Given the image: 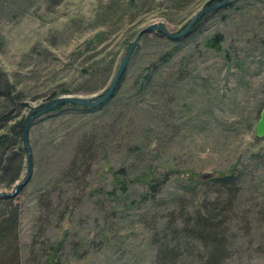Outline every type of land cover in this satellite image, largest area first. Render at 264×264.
I'll return each instance as SVG.
<instances>
[{
  "label": "rangeland",
  "instance_id": "374dc122",
  "mask_svg": "<svg viewBox=\"0 0 264 264\" xmlns=\"http://www.w3.org/2000/svg\"><path fill=\"white\" fill-rule=\"evenodd\" d=\"M218 1L0 0V69L23 93L20 118L61 95L101 94L139 30L178 33ZM195 24L178 42L142 35L106 106L34 119L31 176L15 195L21 264H157L161 247L204 264L203 244L177 231L216 197L202 176L233 168L221 264H264V0H228Z\"/></svg>",
  "mask_w": 264,
  "mask_h": 264
},
{
  "label": "trees",
  "instance_id": "16d2710c",
  "mask_svg": "<svg viewBox=\"0 0 264 264\" xmlns=\"http://www.w3.org/2000/svg\"><path fill=\"white\" fill-rule=\"evenodd\" d=\"M197 25L194 24L191 31ZM147 33H154L160 39L168 38L177 42L182 40V37L179 39L169 38L160 30ZM219 41V38L215 37L210 40V43L218 48ZM262 45L264 46V40H262ZM172 53L165 52L161 57L164 60H169L172 57ZM158 68H156L155 73L160 71ZM151 77L154 78L153 73ZM151 83L152 79L147 74L146 77H143V81L140 82L138 91L146 90L151 86ZM115 95L116 92L96 109L106 106L114 99ZM22 99L23 93L17 90L14 83L0 69V188L5 192H7V189L11 191L16 182L20 181V175L25 166H27L25 160V158L27 159V151L24 148L22 138L25 119L20 118L21 109L25 105ZM66 104L69 105L67 108L70 109L95 110L84 105L79 108L78 104L73 103L59 104L57 106L61 108ZM207 178L217 183L216 197L205 201L204 212L199 210V212L189 213V219H184L182 216L183 225L177 231L179 235L177 240L182 238L189 242L203 244L206 251L204 250V253H201V260L204 261V264H221L228 258L227 230L229 229V221L227 214L232 209V205L237 198L240 176L233 168L228 173L219 174L215 177L211 175ZM23 187L17 189V195L23 191ZM151 187L153 188L154 186ZM16 198L17 196L15 195L0 196V264H21L19 241L20 205ZM33 246H31V249ZM156 258L157 264H176L180 257L177 255L176 248L161 247L157 251Z\"/></svg>",
  "mask_w": 264,
  "mask_h": 264
},
{
  "label": "water",
  "instance_id": "95a60500",
  "mask_svg": "<svg viewBox=\"0 0 264 264\" xmlns=\"http://www.w3.org/2000/svg\"><path fill=\"white\" fill-rule=\"evenodd\" d=\"M228 0H220L218 2H213L210 5L206 6L203 8L200 12L196 13L186 24V26L179 31L178 33H170L166 30L165 26L162 23L159 22H154L149 24L148 26L142 28L141 30L138 31L130 45L128 46L121 62L118 65V68L113 76V79L111 80L109 86L104 90L101 94L98 95H93V96H83V95H72V94H67V95H61L56 98L51 99L50 101L42 104L38 108H34L31 110L28 115L25 117L24 123H23V130H22V138H23V145L24 148L27 151V167H28V174L20 181L16 182L14 185V188L9 191H0V196L6 195V196H14L17 194V189L20 187H23L27 184V182L30 179L31 176V151L29 149V143H28V135H29V129L37 117L40 115L46 113L47 111H50L54 109L57 105L59 104H65V103H73V104H78V105H84L88 107H95L99 106L100 104L104 103L106 100L112 97L114 94L123 73L125 72V69L127 67L128 61L130 59L131 53L134 50V48L137 45V42L139 38L147 33V32H154L157 30H160L164 35H166L169 38L172 39H179L183 36L186 35V33L190 32L192 29V26L196 23V21L206 14L207 12L220 8L224 4L227 3ZM255 135L257 137H262L264 135V107L262 108L260 112L259 119L257 120L255 124ZM212 174L208 173L202 176L203 179L210 177Z\"/></svg>",
  "mask_w": 264,
  "mask_h": 264
}]
</instances>
